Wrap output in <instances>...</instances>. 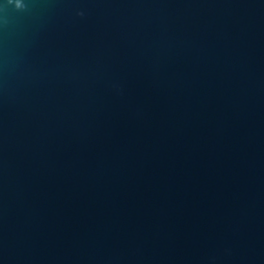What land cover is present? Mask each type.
<instances>
[{"label":"water","instance_id":"95a60500","mask_svg":"<svg viewBox=\"0 0 264 264\" xmlns=\"http://www.w3.org/2000/svg\"><path fill=\"white\" fill-rule=\"evenodd\" d=\"M0 264H264V0H0Z\"/></svg>","mask_w":264,"mask_h":264},{"label":"clouds","instance_id":"9594fccd","mask_svg":"<svg viewBox=\"0 0 264 264\" xmlns=\"http://www.w3.org/2000/svg\"><path fill=\"white\" fill-rule=\"evenodd\" d=\"M13 2V0H8V3H12ZM23 7H24V5H23ZM22 7V8H23ZM17 9H21V8H18V7H16Z\"/></svg>","mask_w":264,"mask_h":264}]
</instances>
